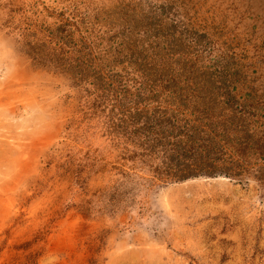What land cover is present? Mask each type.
<instances>
[{
  "label": "rangeland",
  "instance_id": "1",
  "mask_svg": "<svg viewBox=\"0 0 264 264\" xmlns=\"http://www.w3.org/2000/svg\"><path fill=\"white\" fill-rule=\"evenodd\" d=\"M263 152L264 0H0V264H264Z\"/></svg>",
  "mask_w": 264,
  "mask_h": 264
},
{
  "label": "trees",
  "instance_id": "2",
  "mask_svg": "<svg viewBox=\"0 0 264 264\" xmlns=\"http://www.w3.org/2000/svg\"><path fill=\"white\" fill-rule=\"evenodd\" d=\"M243 110H245L243 108ZM224 131L219 134H223V137L228 136L230 128L224 126ZM195 132L196 127L192 126L189 130ZM206 136L211 140L212 136L208 131H204ZM193 134H186V138L191 139ZM253 135L248 134L245 130L241 139L246 147H249V141L252 140ZM202 141L199 145L192 144V141L186 142L185 146L182 140L177 141L173 147H164L162 154L164 163L166 165L165 170L169 173L171 179H187L197 175H227V176H244L246 172H249L250 162L246 161L242 156L238 157L236 153H232L231 150H225L227 144L219 145L215 147L212 142L206 143ZM264 155V152H263ZM264 166L259 165L257 169L261 171Z\"/></svg>",
  "mask_w": 264,
  "mask_h": 264
}]
</instances>
